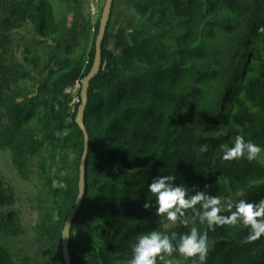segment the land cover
Masks as SVG:
<instances>
[{"label": "trees", "instance_id": "obj_1", "mask_svg": "<svg viewBox=\"0 0 264 264\" xmlns=\"http://www.w3.org/2000/svg\"><path fill=\"white\" fill-rule=\"evenodd\" d=\"M52 1L57 3L0 0V146L10 149L24 179L30 178L35 157L53 168L57 158L69 165L70 154L75 155L63 186L42 176L51 202L47 207L39 203L35 226L40 264H65L62 231L79 194L84 153V133L75 121L80 104L72 107L66 91L92 69L101 14L93 25L88 20L81 26L76 38L75 26L66 35L67 18L57 19ZM125 7L136 16L126 15ZM117 15L118 26L112 28ZM27 23L40 38L56 44L46 59L34 54L35 43H41L37 39L25 49L26 64L46 75L32 97L18 88L29 73L14 56L11 35ZM262 26L264 0H114L102 68L90 82L85 113L86 196L71 230L72 264H126L139 234L189 231L190 226L157 217L154 206L144 208L146 202L154 205L148 185L159 175L174 172L177 184L225 199L264 198V163L258 158L225 161L221 148L231 147L238 134L264 148ZM90 33L89 59L76 58L75 44L90 39ZM220 38L224 44L217 46ZM71 39L73 45L59 57ZM35 125L43 130L40 139L28 135ZM205 144L208 151L202 153ZM15 204L0 183V264H15L1 238L14 241L25 234L21 214L7 209ZM198 227L208 233L206 264H264V236L245 243L249 229L242 224ZM93 234L101 240L99 247L92 244ZM176 258L179 264H192L191 258Z\"/></svg>", "mask_w": 264, "mask_h": 264}, {"label": "clouds", "instance_id": "obj_2", "mask_svg": "<svg viewBox=\"0 0 264 264\" xmlns=\"http://www.w3.org/2000/svg\"><path fill=\"white\" fill-rule=\"evenodd\" d=\"M258 31L264 32V26ZM221 148L222 159L225 161H253L264 152V148L250 139L246 140L242 134L235 136L231 147L221 145ZM199 150L206 153L208 145H201ZM173 173L152 179L148 191L154 196V205L146 202L144 208L154 206L157 217H163L171 223L179 222L185 227L190 226L189 231L172 232L169 235L152 230L139 234L126 264H158V261H163L164 264H179L176 255L184 259L191 258L192 264H206L209 250L208 233L202 232L198 225L207 224L209 229L215 230L218 226L235 227L242 224L249 229L245 243L254 242L264 236V198L258 201L225 199L206 190L189 188L184 183L177 184V177ZM197 205L200 207L197 208ZM188 210L192 212L190 217L186 215ZM225 212L230 214L225 215ZM67 232L68 230L64 235Z\"/></svg>", "mask_w": 264, "mask_h": 264}, {"label": "rangeland", "instance_id": "obj_3", "mask_svg": "<svg viewBox=\"0 0 264 264\" xmlns=\"http://www.w3.org/2000/svg\"><path fill=\"white\" fill-rule=\"evenodd\" d=\"M10 1V0H8ZM57 3L55 4L53 1V5L56 8V16L57 19L60 20L63 16L67 18V31L65 32L66 35L68 34V31L71 29V27L75 26L78 30L76 32L75 37L79 38L80 34V27L83 26L86 22H90V25H92V18L90 15V8L91 4L96 5L97 12H98V18L101 14V11L104 7L106 0H56ZM126 15H133L136 16V12H132L129 7H125ZM119 12H122V10H118ZM117 11V12H118ZM81 15V16H79ZM97 18V19H98ZM95 19V23H96ZM118 15L115 16L112 20V28H117L118 26ZM139 24V23H137ZM64 33V34H65ZM13 41H14V56L16 59L25 66V69L29 73V77L25 80H22L19 83L18 88L21 92L28 93V97H32L37 94L38 86L40 83V79L46 77L44 74L43 76H39L37 74V71H33L31 66H28L25 61L26 53L25 49L30 47L33 42H35V39L38 41H41V43H35L34 45V54L38 53L43 58H47L48 55L54 54L56 51V44L52 41H46L40 38L38 35L35 34V29L32 25L29 23L25 24L23 28L14 30V32L11 34ZM90 39H81L79 42H77L75 45L77 47L73 50L75 51V57L81 58L79 56H82L84 58V61H87L89 59V53L91 51L93 41H92V35L89 34ZM78 41V40H77ZM74 39H71L67 44L63 43V46L60 48L59 57H65V50L67 45H73ZM224 44V40L220 38V40L217 43V46H221ZM81 81V80H80ZM78 82V81H77ZM218 87V86H217ZM74 90L72 89L70 93H67L71 95V105L73 102L76 101V97L79 95L74 96ZM210 103L207 102V104ZM78 104V103H77ZM8 122V121H5ZM4 129L3 126H0V130ZM43 133V130L41 126L35 125L34 127L29 128L28 135H32L33 137L40 139L41 135ZM68 164L63 163V159L57 158L56 165H53V168L51 165L43 166L40 157H35L32 159L31 165V175L30 178L24 179L21 174L18 172L15 163L13 161L12 152L8 147H1L0 146V183L2 185V188L5 190H8L10 194L13 195L15 198L16 204L12 208L7 209H14L18 211L21 215V221L23 223L25 234L22 235L18 239H8L5 237L1 238V243L8 248L10 251V254L13 257L15 264H40L39 257L40 252L38 253L36 251V245H37V233H35V226L39 222L40 217V209H39V203L42 202V205L44 207L50 206V200H48V196L45 194L50 188L46 187L42 176L48 177L50 180L53 179L55 186H63L62 179L66 175H68L70 172H73L72 170L75 167L74 159L75 155L70 154ZM259 161L264 163V153L262 152L260 156L258 157ZM41 172V177H40ZM38 195H41V199L37 202L34 200L37 198ZM37 203V205H36ZM41 205V209L42 206ZM79 239V237H77ZM92 244L95 247H99L101 244V240L98 239V237L91 235ZM27 256L30 258V261L24 260V257Z\"/></svg>", "mask_w": 264, "mask_h": 264}, {"label": "water", "instance_id": "obj_4", "mask_svg": "<svg viewBox=\"0 0 264 264\" xmlns=\"http://www.w3.org/2000/svg\"><path fill=\"white\" fill-rule=\"evenodd\" d=\"M113 5H114V0L105 1L100 17L99 32L96 38L94 63L89 74L84 79H82L81 82L80 105L78 107L75 121L79 126L80 130L84 133V153L82 155L81 164H80L79 194L74 207L72 208L66 219L64 229L62 231V253L65 264H72L70 248H69V244L71 240V230L74 219L78 214V212L80 211V209L82 208L86 196L89 135L85 125V113L89 100L90 82L99 75L102 68V46L105 36L107 34L108 25L112 15ZM67 230H68L67 234L64 235L65 231Z\"/></svg>", "mask_w": 264, "mask_h": 264}, {"label": "built area", "instance_id": "obj_5", "mask_svg": "<svg viewBox=\"0 0 264 264\" xmlns=\"http://www.w3.org/2000/svg\"><path fill=\"white\" fill-rule=\"evenodd\" d=\"M96 10H97L96 5L91 4V8H90L89 12H90L91 18L93 20L92 25L95 23V19H96L97 15H98V12ZM93 32H95L94 28H92V33ZM81 82L82 81L76 82L75 86L69 88L67 90V92L70 93L72 89H75L74 90V96L76 97V95H78V92L81 91ZM77 103L80 104V97L79 96L76 97V101L73 102L72 107H74L75 105H78Z\"/></svg>", "mask_w": 264, "mask_h": 264}]
</instances>
